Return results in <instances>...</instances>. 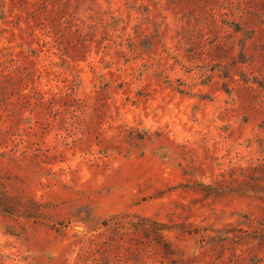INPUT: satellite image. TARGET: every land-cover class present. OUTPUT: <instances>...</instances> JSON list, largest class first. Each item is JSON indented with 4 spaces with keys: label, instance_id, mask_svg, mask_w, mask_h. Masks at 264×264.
Segmentation results:
<instances>
[{
    "label": "rangeland",
    "instance_id": "1",
    "mask_svg": "<svg viewBox=\"0 0 264 264\" xmlns=\"http://www.w3.org/2000/svg\"><path fill=\"white\" fill-rule=\"evenodd\" d=\"M0 264H264V0H0Z\"/></svg>",
    "mask_w": 264,
    "mask_h": 264
},
{
    "label": "trees",
    "instance_id": "2",
    "mask_svg": "<svg viewBox=\"0 0 264 264\" xmlns=\"http://www.w3.org/2000/svg\"><path fill=\"white\" fill-rule=\"evenodd\" d=\"M0 67H1V64H0ZM255 264H261V261H256Z\"/></svg>",
    "mask_w": 264,
    "mask_h": 264
}]
</instances>
